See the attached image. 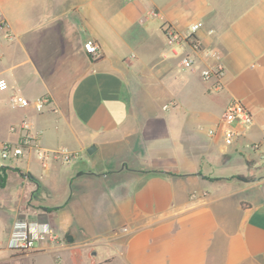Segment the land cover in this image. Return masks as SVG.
Wrapping results in <instances>:
<instances>
[{
    "label": "crops",
    "instance_id": "obj_1",
    "mask_svg": "<svg viewBox=\"0 0 264 264\" xmlns=\"http://www.w3.org/2000/svg\"><path fill=\"white\" fill-rule=\"evenodd\" d=\"M1 20L0 147L29 135L78 159L2 166L0 264H264V0H0ZM192 24L198 45L167 38ZM234 101L253 124L228 145ZM24 219L67 245L9 250Z\"/></svg>",
    "mask_w": 264,
    "mask_h": 264
},
{
    "label": "built area",
    "instance_id": "obj_2",
    "mask_svg": "<svg viewBox=\"0 0 264 264\" xmlns=\"http://www.w3.org/2000/svg\"><path fill=\"white\" fill-rule=\"evenodd\" d=\"M1 28L9 29V24L5 20H1ZM200 29L199 24H192L189 26L188 31L185 33H178L172 29L166 31L167 38L180 45L188 40H192L194 45H198L194 39L195 34ZM85 50L94 55L97 58L101 57L100 46L95 41H88L85 43ZM182 67L184 69H193L195 67V61L189 56H185L182 59ZM220 73V68L216 70H207L203 72V79L205 81H210L215 74ZM221 85L214 83L213 88L218 89ZM9 89V85L5 79H0V91H6ZM13 106L15 107H29L31 102L25 98L14 96L11 99ZM50 104L49 98L43 97L36 100L33 105L34 108L41 112L45 109L47 105ZM253 124V117L251 113L245 108L241 102H232L223 117L222 121V133L224 134L226 144L232 145L235 141L237 135L236 126L242 128H249ZM25 128H27L25 126ZM261 146L259 144H254L251 149L255 152L260 150ZM34 150L37 153L39 160L43 167H47V162L51 159H61L65 163H70L78 159V154H67L66 152L44 150L35 145L34 138L26 135L24 136L18 144L5 142L0 147V154L4 160H13L21 158L26 151ZM46 243L48 245L54 246L56 244H62L66 246L65 238L61 236L53 227L49 224L41 223L32 220H18L13 226V231L8 239L7 248L14 252H30L34 250L38 245Z\"/></svg>",
    "mask_w": 264,
    "mask_h": 264
},
{
    "label": "rangeland",
    "instance_id": "obj_3",
    "mask_svg": "<svg viewBox=\"0 0 264 264\" xmlns=\"http://www.w3.org/2000/svg\"><path fill=\"white\" fill-rule=\"evenodd\" d=\"M158 25L159 26H161V23L160 22H158ZM161 38V37H160ZM155 40H159L160 41V44H161V39H155ZM157 46H158V43H157ZM250 152L252 153V151H251V148H250ZM258 152L259 153H263V149H261V150H258ZM253 154V153H252ZM255 154V153H254ZM256 155H258V153L256 154ZM85 161H88L89 160V155L87 154V153H85ZM8 162H9V160H4L2 157H1V154H0V167H2V166H5V165H7L8 164ZM258 175L260 176H262V175H264V171H261L260 173H258ZM252 178V177H251ZM139 224H141V223H146V221H142V222H138ZM126 231V229L124 228V232ZM18 253H20V252H18ZM21 253H25V252H21Z\"/></svg>",
    "mask_w": 264,
    "mask_h": 264
},
{
    "label": "trees",
    "instance_id": "obj_4",
    "mask_svg": "<svg viewBox=\"0 0 264 264\" xmlns=\"http://www.w3.org/2000/svg\"><path fill=\"white\" fill-rule=\"evenodd\" d=\"M4 170V167L1 168L0 171ZM239 179L244 180V181H249V178H244V177H239ZM4 185V179L0 178V186Z\"/></svg>",
    "mask_w": 264,
    "mask_h": 264
},
{
    "label": "water",
    "instance_id": "obj_5",
    "mask_svg": "<svg viewBox=\"0 0 264 264\" xmlns=\"http://www.w3.org/2000/svg\"><path fill=\"white\" fill-rule=\"evenodd\" d=\"M93 151H95V147H94V146H92L91 148H89L87 152H88L89 154H92Z\"/></svg>",
    "mask_w": 264,
    "mask_h": 264
}]
</instances>
